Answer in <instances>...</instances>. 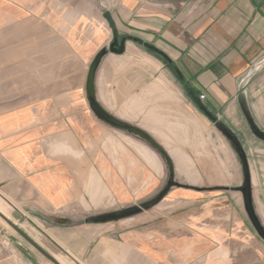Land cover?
Returning a JSON list of instances; mask_svg holds the SVG:
<instances>
[{
  "label": "crops",
  "instance_id": "crops-1",
  "mask_svg": "<svg viewBox=\"0 0 264 264\" xmlns=\"http://www.w3.org/2000/svg\"><path fill=\"white\" fill-rule=\"evenodd\" d=\"M72 1L71 15L108 23L106 47L94 27L64 28L50 17L44 5L59 0H0V196L15 208L66 211L74 195L67 165L87 163L83 149L91 173L95 164L103 176L110 163L126 168L129 144L148 147L89 108L88 73L105 50L92 81L96 102L149 135L169 157L174 181L192 189L172 187L152 209L114 222L52 218L70 223L46 238L71 264H264V241L245 209L248 222L242 218L243 203L217 204L209 193L229 189L204 183L210 148L221 152L227 140L199 107L240 142L264 228V141L250 128L264 132V0H107L114 9L103 14L95 0ZM114 35L143 45L127 41L123 53H110Z\"/></svg>",
  "mask_w": 264,
  "mask_h": 264
},
{
  "label": "rangeland",
  "instance_id": "rangeland-1",
  "mask_svg": "<svg viewBox=\"0 0 264 264\" xmlns=\"http://www.w3.org/2000/svg\"><path fill=\"white\" fill-rule=\"evenodd\" d=\"M95 2L101 14L113 12L112 4L107 0H95ZM44 6L45 11L50 12L48 13L50 17H53L57 22L62 21L61 27L68 28L80 24L83 25L84 30L94 27L100 35L99 41L106 47L110 39V28L103 17L102 20L98 19V22H94L90 20L88 13H83L85 11L80 16L71 15L70 10L75 6L72 0H59V4L47 3ZM87 11L89 12V10ZM63 16L65 17L64 20H58ZM106 131L109 139L122 142L121 134L108 128ZM244 135L249 138V134L245 133ZM127 148L130 162L127 163L126 168L110 163L106 166V170L108 168L110 171L107 174L103 173V176L100 173L97 174L95 164L92 165L91 173L90 152L86 149H83V155L87 163L81 164V166L79 164L67 165V174L74 183V195L73 201L66 206L68 207L66 211L38 213L23 207L15 208L1 196L0 209L12 223L17 225L46 252L53 255L60 264H71L65 253L52 245L44 235V232L57 225L52 221V218L62 217L84 224L90 218L120 211L148 201L165 186L168 172L164 161L161 163V168L148 147L144 148L137 143L129 144ZM209 152L211 153L210 162L206 166L209 168L210 179L209 181L205 180L204 183L209 187H226L229 189L226 192L209 193L210 197L219 199L220 202H217L219 205H237L239 202L242 204V195L239 192L230 191V189L240 187L243 182L241 165L234 150L225 141L221 152L218 151L217 147L210 148ZM261 155L264 156V153ZM253 166L255 164H252ZM224 197L226 199L222 200ZM241 206L242 218L246 219L243 204ZM0 264L51 263L31 248L0 219Z\"/></svg>",
  "mask_w": 264,
  "mask_h": 264
},
{
  "label": "water",
  "instance_id": "water-1",
  "mask_svg": "<svg viewBox=\"0 0 264 264\" xmlns=\"http://www.w3.org/2000/svg\"><path fill=\"white\" fill-rule=\"evenodd\" d=\"M131 41L133 43L143 45L142 41L131 37V36H124L120 39V41L117 40V36L114 35V39L112 43L108 47V51L113 54H121L124 51L125 48V42ZM146 47L159 54L162 55L159 51H157L154 47L146 45ZM105 50L101 51L95 60L93 61L88 77H87V84H86V99L89 105V108L91 112L94 114V116L102 122L103 124L107 125L108 127L124 132L134 138L139 139L143 143H145L149 148H151L155 153H157L164 161L167 171H168V177L165 183V186L162 188V190L153 198L149 199L148 201L142 202L137 206L129 207L114 213L105 214L101 216H97L91 219H88L86 222L88 223H107V222H114L121 219H126L133 217L135 215H138L142 213L143 211H148L158 205L164 197L167 195L168 191L172 187L177 188H183V189H192L187 186L180 185L174 181L173 177V168L171 161L167 154L164 152V150L145 132L128 125L126 123H123L113 116L109 115L107 112L103 110L99 106V104L96 102L94 93H93V76L94 72L97 68V65L99 63V60L101 57L105 54ZM163 56V55H162ZM164 57V56H163ZM201 111L205 114V116L210 119V121L214 124L215 128L222 134V136L230 143L232 149L237 154L241 168H242V176H243V182L242 185L238 188L232 189L233 191L240 192L243 199V205L246 212V215L255 230L258 237L264 241V228L261 226L258 218L256 217L253 206H252V200H251V177H250V171L249 166L247 162V158L245 155V152L243 148L241 147L240 142L238 141L237 137L220 121H218L212 114H210L203 106H199ZM251 131L254 136H256L258 139L264 141V132L257 130L255 127L250 126ZM198 190V189H193ZM227 190V189H224ZM0 219L7 224L17 235H19L31 248H33L37 253H39L44 259H46L51 264H59L53 256H51L49 253H47L43 248H41L37 243H35L33 240H31L21 229L12 223L7 217H5L2 213H0ZM56 224L64 225L70 223L69 220L66 219H56L54 221Z\"/></svg>",
  "mask_w": 264,
  "mask_h": 264
},
{
  "label": "built area",
  "instance_id": "built-area-1",
  "mask_svg": "<svg viewBox=\"0 0 264 264\" xmlns=\"http://www.w3.org/2000/svg\"><path fill=\"white\" fill-rule=\"evenodd\" d=\"M199 99H200L201 101H203V100H204V95H200V96H199Z\"/></svg>",
  "mask_w": 264,
  "mask_h": 264
},
{
  "label": "bare ground",
  "instance_id": "bare-ground-1",
  "mask_svg": "<svg viewBox=\"0 0 264 264\" xmlns=\"http://www.w3.org/2000/svg\"><path fill=\"white\" fill-rule=\"evenodd\" d=\"M0 213H2L5 217H7V215L4 214V212L0 209ZM56 260V259H55ZM57 261V260H56ZM58 262V261H57ZM59 263V262H58ZM60 264V263H59Z\"/></svg>",
  "mask_w": 264,
  "mask_h": 264
},
{
  "label": "flooded vegetation",
  "instance_id": "flooded-vegetation-1",
  "mask_svg": "<svg viewBox=\"0 0 264 264\" xmlns=\"http://www.w3.org/2000/svg\"><path fill=\"white\" fill-rule=\"evenodd\" d=\"M118 41H120V39H118Z\"/></svg>",
  "mask_w": 264,
  "mask_h": 264
}]
</instances>
